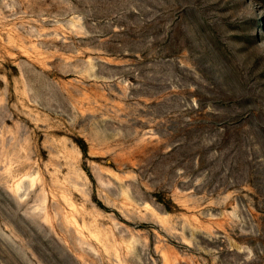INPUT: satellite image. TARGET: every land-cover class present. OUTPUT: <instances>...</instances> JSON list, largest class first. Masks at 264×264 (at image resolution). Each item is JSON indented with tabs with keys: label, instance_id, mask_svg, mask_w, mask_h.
<instances>
[{
	"label": "rangeland",
	"instance_id": "1",
	"mask_svg": "<svg viewBox=\"0 0 264 264\" xmlns=\"http://www.w3.org/2000/svg\"><path fill=\"white\" fill-rule=\"evenodd\" d=\"M0 264H264V0H0Z\"/></svg>",
	"mask_w": 264,
	"mask_h": 264
},
{
	"label": "trees",
	"instance_id": "2",
	"mask_svg": "<svg viewBox=\"0 0 264 264\" xmlns=\"http://www.w3.org/2000/svg\"><path fill=\"white\" fill-rule=\"evenodd\" d=\"M76 143L78 144L80 150L82 151L83 156H84L85 158H87V157H88V146H87L86 142H85L84 140L81 139V140H77ZM87 171H88V170H87ZM88 173H89V171H88ZM90 177H92L91 174H90ZM160 201H162V199H161ZM170 204L173 205V206L175 207V204H173L172 200H169V205H170ZM99 205H101V204H99ZM101 207H102L103 209H105L106 211H108V209L105 208L104 206L101 205ZM168 207H169V208H167V209H168V211H170L171 208H170V206H168Z\"/></svg>",
	"mask_w": 264,
	"mask_h": 264
}]
</instances>
